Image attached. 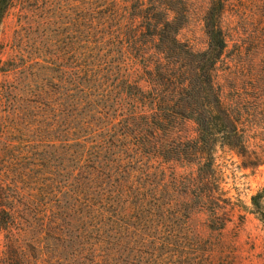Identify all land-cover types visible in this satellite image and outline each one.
I'll return each instance as SVG.
<instances>
[{
	"label": "trees",
	"instance_id": "obj_1",
	"mask_svg": "<svg viewBox=\"0 0 264 264\" xmlns=\"http://www.w3.org/2000/svg\"><path fill=\"white\" fill-rule=\"evenodd\" d=\"M106 1L82 3L66 43L60 40L52 49L46 38L42 56L24 61L20 54L0 67L6 76L13 75L0 83V103L11 121L41 139L53 134L52 139L75 140L81 150L60 152L41 143L14 146L8 138L0 141V264L38 263L41 243L28 238L33 224L28 218L41 213L32 195L46 199L48 179L41 172L64 162L87 175L80 176L85 181L80 192L76 188L61 200V213H51L52 223L62 221L80 231L79 238L61 242L63 250L77 253L56 255V264H155L156 254L163 256L168 249L167 240L159 237L161 229L183 216L171 204H151L157 192L165 196L170 187L180 185L172 175L159 191L158 176L165 178L172 164L193 162L203 133H227L230 115L222 110L211 75L226 47L220 1L209 0L204 12V52L179 38L191 13L186 0H124L123 6ZM14 5L15 0H0V24ZM118 54L129 62L114 65ZM11 63L16 67L10 68ZM106 110L122 113L121 120L114 124L116 118L108 120ZM180 121L193 122L197 137L182 139ZM86 133L91 137L80 141ZM258 198L252 201L264 226ZM108 204L116 218L109 216ZM78 218L80 223L111 219L107 240L85 243Z\"/></svg>",
	"mask_w": 264,
	"mask_h": 264
},
{
	"label": "rangeland",
	"instance_id": "obj_2",
	"mask_svg": "<svg viewBox=\"0 0 264 264\" xmlns=\"http://www.w3.org/2000/svg\"><path fill=\"white\" fill-rule=\"evenodd\" d=\"M87 1L15 0L14 8L0 24V67L8 65L6 63L14 56L18 59L20 54L24 61L42 56L46 38L52 41V49L60 40L66 43L71 22L82 10V3ZM123 1L106 2L123 6ZM186 1L191 13L179 32V38L195 51L204 52L207 37L202 20L209 0ZM219 1L222 6L220 28L226 47L211 75L222 110H228L231 120L226 122V135L224 131L202 134L201 149L193 162L172 164L165 178L158 176L159 191L172 175H176L180 185L170 187L165 196L157 192L151 204L158 206L163 201L173 205L183 216L180 220L172 219L167 229H161L159 237L167 240L168 249L163 256L159 252L156 254L159 257L155 258V264H264V226L252 201L258 196L260 208L264 211V0ZM62 33L67 34L61 36ZM61 46L56 45L57 48ZM114 60V65L119 66L129 62L120 54L115 55ZM15 63L20 65L18 61ZM9 65L10 68L16 67L13 63ZM12 77L0 72V83ZM106 113L108 120L116 118L114 124L122 118L119 116L122 113L113 110H106ZM218 117L224 119L222 115L218 114ZM11 119L6 105L0 103L2 142L8 138L14 146L41 143L42 148L48 150L81 151L75 147V140L52 139L53 134L48 139L28 135L22 125ZM177 131L182 139L197 137V126L191 121H180ZM90 137L86 133L80 141ZM62 164L51 171L41 172L48 179L44 187L46 199L32 195L41 211L39 216L31 214L28 218L33 222L28 228V238L41 243V257L37 264H56V255L65 257L77 253L63 250L61 242H67L70 237L79 238L80 231L62 221L52 223L51 213H61V200L77 189L80 192L85 185L80 176L85 178L87 174L82 170L84 175H79L67 162ZM153 164L157 167L158 163ZM29 188L37 187L29 185ZM29 194L37 192L29 191ZM107 207L112 212L109 216L116 218L118 214L110 204ZM79 220L75 219V223L78 227L83 225L85 243L101 245L100 241L107 240L111 219L85 220L83 223ZM98 226L103 228L96 233L94 230ZM81 255L87 256L86 251Z\"/></svg>",
	"mask_w": 264,
	"mask_h": 264
}]
</instances>
